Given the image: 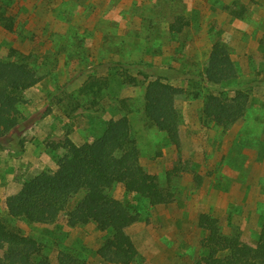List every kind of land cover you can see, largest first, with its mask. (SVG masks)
<instances>
[{
  "label": "rangeland",
  "instance_id": "1",
  "mask_svg": "<svg viewBox=\"0 0 264 264\" xmlns=\"http://www.w3.org/2000/svg\"><path fill=\"white\" fill-rule=\"evenodd\" d=\"M0 13L13 20L12 32L0 28V60L34 66L29 55L49 57L36 59L45 77L23 93L26 103L19 106L27 128L23 152L0 149V218L6 198L24 180L56 169L65 154L56 145L65 139L92 142L120 109L141 166L168 195L155 206L137 201V220L126 233L138 264H204L199 224L207 217L222 235L255 242L264 218V0H0ZM175 19L186 24L171 35L168 25ZM136 43L153 48L138 51ZM217 43L236 71L233 80L218 85L205 80ZM118 59L125 65L110 66ZM139 66L181 91L175 100L179 147L145 116ZM210 94L243 104L238 120L220 126L206 118ZM9 222L37 240L54 264L59 252L106 264L96 251L110 234L92 224L59 229Z\"/></svg>",
  "mask_w": 264,
  "mask_h": 264
},
{
  "label": "trees",
  "instance_id": "2",
  "mask_svg": "<svg viewBox=\"0 0 264 264\" xmlns=\"http://www.w3.org/2000/svg\"><path fill=\"white\" fill-rule=\"evenodd\" d=\"M4 16L0 13V28L10 33L13 20ZM5 19L9 22L5 23ZM185 24L175 19L168 25V33L178 34ZM136 48L138 51L143 48L146 53L153 45L138 44ZM31 56L34 66L24 60H0V149L15 155L24 150L27 129L19 110V106L26 103L23 93L45 77L35 66L37 60L44 63L49 59L47 52L42 57L36 54L28 57ZM109 63L114 68L125 65L120 59ZM136 70L146 81L143 93L145 116L151 125L166 134L171 144L179 147V114L175 100L180 89L156 76L154 70L150 73L144 66ZM235 75L228 51L222 44H215L205 69V80L218 85L233 80ZM101 97L92 104L98 103ZM238 102L210 94L206 97L204 115L220 126L232 124L241 116V108L244 109ZM116 111L117 118L109 119L99 137L92 142L76 145L65 139L56 145L65 150L57 160L56 169L35 173L21 183L15 194L6 198V212L0 218V264H54L37 240L24 236L9 224L11 219L54 228L59 225V229L92 224L96 230L110 234L96 251L101 260L106 264H138L135 247L126 233V228L137 220L134 213L138 208L137 201L144 198L155 206L166 203L168 195L159 187L157 177L141 166L128 117L120 109ZM76 197L77 201L69 209L70 202ZM60 217L65 219L63 225L59 224ZM199 227L205 234L202 241L206 250L204 264H264V218L253 244L240 242L232 235H222L208 217L200 221ZM80 257L81 254L76 252H59L55 264H88Z\"/></svg>",
  "mask_w": 264,
  "mask_h": 264
},
{
  "label": "crops",
  "instance_id": "3",
  "mask_svg": "<svg viewBox=\"0 0 264 264\" xmlns=\"http://www.w3.org/2000/svg\"><path fill=\"white\" fill-rule=\"evenodd\" d=\"M162 239V238H161ZM162 241V240H161Z\"/></svg>",
  "mask_w": 264,
  "mask_h": 264
}]
</instances>
